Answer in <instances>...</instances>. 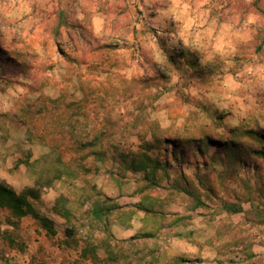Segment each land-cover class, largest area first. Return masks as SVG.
Masks as SVG:
<instances>
[{"label":"rangeland","instance_id":"1","mask_svg":"<svg viewBox=\"0 0 264 264\" xmlns=\"http://www.w3.org/2000/svg\"><path fill=\"white\" fill-rule=\"evenodd\" d=\"M0 179V264H264V0H0Z\"/></svg>","mask_w":264,"mask_h":264},{"label":"trees","instance_id":"2","mask_svg":"<svg viewBox=\"0 0 264 264\" xmlns=\"http://www.w3.org/2000/svg\"><path fill=\"white\" fill-rule=\"evenodd\" d=\"M73 2L78 3V0H73ZM30 165V164H29ZM142 169H145L144 166L139 165ZM51 183V180H48L47 184ZM154 185L156 184L155 182H152ZM33 189H25L21 193H18L13 187H11L9 184H7L4 180L0 179V207L1 208H9L12 214L16 217H22L26 214H32L34 215L37 219L41 220V223L47 227L48 233H55L56 230L53 227V222L47 217H42L38 214V212L35 210V207L33 204L30 202L28 199V196L33 194ZM145 198L143 199L144 201H150V198ZM98 205V204H97ZM125 206H122L120 204H113L110 206H103L100 205L98 209L94 208L93 212L96 218L100 219L104 215H109L112 210L114 209H121L124 208ZM135 207L139 209H143L146 212H151L152 207L149 205H143L139 204L136 205ZM147 235L152 236L154 235L152 232H148ZM131 238H134L133 236Z\"/></svg>","mask_w":264,"mask_h":264}]
</instances>
